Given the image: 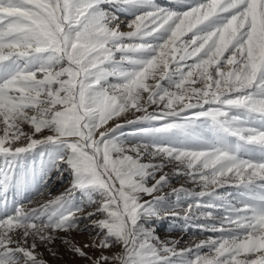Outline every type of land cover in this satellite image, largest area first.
<instances>
[{"label": "snow or ice", "instance_id": "obj_1", "mask_svg": "<svg viewBox=\"0 0 264 264\" xmlns=\"http://www.w3.org/2000/svg\"><path fill=\"white\" fill-rule=\"evenodd\" d=\"M169 164L200 190L165 193ZM53 169L70 186L25 208ZM176 209L219 237L161 241ZM82 220L88 242L61 240L89 264H264V0H0V264H46L37 241Z\"/></svg>", "mask_w": 264, "mask_h": 264}, {"label": "rangeland", "instance_id": "obj_2", "mask_svg": "<svg viewBox=\"0 0 264 264\" xmlns=\"http://www.w3.org/2000/svg\"><path fill=\"white\" fill-rule=\"evenodd\" d=\"M158 4L163 7H169L176 9L178 0H156ZM131 17L121 16V20L127 21ZM122 31H129L124 24H121ZM191 34L189 33V36ZM187 39V37H184ZM119 58V53L116 54ZM227 55V54H226ZM188 63H192L191 60ZM113 82H115L113 80ZM146 95V94H145ZM195 102L194 100L192 101ZM209 105H204L203 109H188L185 113H182L183 116L192 117L193 113L200 110H207ZM215 107V105H212ZM149 112L159 111V108L156 105H151L148 108ZM143 115V113H135L130 111L124 116L119 118L120 123L124 124L126 120H135L137 116ZM204 118H201L203 121ZM117 121H110V125ZM158 122H148L142 121L134 124H126L122 129L126 137L129 138L130 142L135 143L136 141L133 138L134 134L138 132L140 128L150 127L152 124H157ZM25 131H30V128L25 125ZM47 134V132H45ZM119 134V133H118ZM164 172L169 175V186L164 189L165 193H170L172 188H180L183 186L189 190L199 191V186L193 183L184 175H177L174 167L169 164L167 165ZM71 176L65 172L62 176L55 169H53L46 177L45 181H41L40 185L33 186L27 191L20 194L16 197L19 202L23 203L25 208L37 207L39 204L54 198L55 196L63 193L70 186ZM221 195L228 196L229 193L236 194L238 189L233 184H226L223 188L217 190ZM77 199H80V194L77 193ZM143 199H151L148 196H143ZM170 203H175V197H168ZM193 200H188L185 203H193ZM201 203H207L208 198H202ZM87 211H92V208H87ZM180 215L177 216H166L160 219L155 220V223L152 225L155 229V234L160 238L161 241H170L175 242L178 249L183 248H194L195 244L199 243L202 240H207L209 237L218 238L219 233H213L210 231H205L198 227L200 224L208 223L209 221L200 214V212L194 210V214L191 219L185 220L183 212L181 209H176ZM100 218V217H97ZM87 227L88 230H85ZM95 229L91 228V222L89 220H82L79 225V230H73L68 233L58 232L56 233V239L51 244H43L37 241L36 253L38 254L39 259L46 261V264H89L87 260L81 259L76 256L74 253L68 250V247L62 242L61 237H67L72 240L74 243L83 245L88 242L94 233ZM31 243V240L29 241ZM119 247H114L110 250L109 254L119 252ZM55 252L56 255L52 253ZM202 252H207V249H203ZM90 255H99L98 252L94 250H89ZM195 255V253H193Z\"/></svg>", "mask_w": 264, "mask_h": 264}]
</instances>
